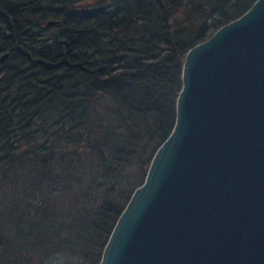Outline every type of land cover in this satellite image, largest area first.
Listing matches in <instances>:
<instances>
[{
	"label": "trees",
	"instance_id": "16d2710c",
	"mask_svg": "<svg viewBox=\"0 0 264 264\" xmlns=\"http://www.w3.org/2000/svg\"><path fill=\"white\" fill-rule=\"evenodd\" d=\"M254 1L0 0V264H98L185 54Z\"/></svg>",
	"mask_w": 264,
	"mask_h": 264
},
{
	"label": "water",
	"instance_id": "95a60500",
	"mask_svg": "<svg viewBox=\"0 0 264 264\" xmlns=\"http://www.w3.org/2000/svg\"><path fill=\"white\" fill-rule=\"evenodd\" d=\"M98 264H264V0L185 54L172 130Z\"/></svg>",
	"mask_w": 264,
	"mask_h": 264
},
{
	"label": "rangeland",
	"instance_id": "374dc122",
	"mask_svg": "<svg viewBox=\"0 0 264 264\" xmlns=\"http://www.w3.org/2000/svg\"><path fill=\"white\" fill-rule=\"evenodd\" d=\"M157 148H158V147H157ZM157 148H156V149H157ZM155 151H156V150H155ZM155 151H154V152H155ZM153 154H154V153H153ZM152 156H153V155H152ZM151 158H152V157H151ZM150 161H151V160H150ZM134 190H135V189H134ZM134 190H133V191H134ZM131 194H132V193H131ZM130 196H131V195H130ZM129 198H130V197H129ZM126 203H127V202H126Z\"/></svg>",
	"mask_w": 264,
	"mask_h": 264
}]
</instances>
